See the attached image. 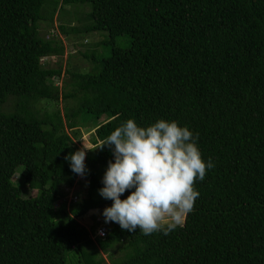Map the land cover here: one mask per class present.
Segmentation results:
<instances>
[{"label":"trees","instance_id":"16d2710c","mask_svg":"<svg viewBox=\"0 0 264 264\" xmlns=\"http://www.w3.org/2000/svg\"><path fill=\"white\" fill-rule=\"evenodd\" d=\"M66 6L80 23L62 34L108 35L82 54L90 70L42 61L63 54L40 26L66 20ZM119 36L127 48L114 46ZM62 75L70 89L52 83ZM103 117L85 158L87 196L67 202L63 187L79 175L64 157L81 149L78 129ZM128 119L188 127L214 167L194 183L183 226L143 235L112 222L93 239L80 220L93 210L104 219L113 203L93 198L114 160L98 147ZM25 188L35 195L22 198ZM98 249L110 264H264V0H0V264H65L70 253L104 264Z\"/></svg>","mask_w":264,"mask_h":264},{"label":"clouds","instance_id":"9594fccd","mask_svg":"<svg viewBox=\"0 0 264 264\" xmlns=\"http://www.w3.org/2000/svg\"><path fill=\"white\" fill-rule=\"evenodd\" d=\"M197 140L198 134L175 120L158 119L143 127L128 119L116 127L98 147H108L114 157L98 190L102 198L113 201L103 209L104 222L118 223L128 232L139 229L143 235L160 231L167 235L183 226L200 195L194 183L203 181L206 170L214 167L211 160L202 159ZM89 150L93 149L83 147L64 157L82 178L89 172L85 164ZM126 190L130 194L122 200Z\"/></svg>","mask_w":264,"mask_h":264},{"label":"rangeland","instance_id":"374dc122","mask_svg":"<svg viewBox=\"0 0 264 264\" xmlns=\"http://www.w3.org/2000/svg\"><path fill=\"white\" fill-rule=\"evenodd\" d=\"M71 6H66L63 10V15L66 20L61 16V13H59L57 16L55 15L53 19L54 21L50 23V25L47 27L46 22H42L40 26V34L45 39H48V35L50 36V33L53 32L50 36L60 42V44L63 46V54L61 56H50L45 57L42 59L43 62L47 63L49 68L58 69L59 67L62 68V71L64 69L73 70L74 72L77 71H87L90 70L93 65L91 62L86 59L82 54L84 52H88L91 50L95 43L102 41L105 38H108V35L105 33H91L88 35H79L74 36V34H62L59 31V25L61 24H67L69 26H77L79 25V20L76 15L72 14L74 12V9H70ZM79 14L85 13L86 11H89V7L87 8L83 6L82 8H78ZM71 11V14H70ZM130 45V39L127 36H119L116 37L114 40V46L119 48H127ZM109 50H100L99 58L106 57L108 55ZM101 56V57H100ZM63 76V75H62ZM66 82V78L60 77V78H54L52 80V83L55 84L58 88H60L64 83ZM68 82H66L67 84ZM66 89H70L69 84H67ZM67 106H72L73 103L70 101H67ZM66 102H58V109L62 110L63 105ZM40 107L42 108H49L53 109L54 105H45L44 102L41 103ZM106 120L105 117L103 118H94L93 122L88 119L87 121V128H80L78 129V138L75 140V143L80 148H88V149H94L95 146L92 144L93 140V127L97 126L98 124L104 122ZM64 123V122H63ZM65 127V125H63ZM67 130V129H66ZM69 132V131H68ZM91 151V150H89ZM88 152V151H87ZM13 181L18 180V174L15 175L13 178ZM87 185H88V179L86 177H80L76 179V184L72 187L69 186H62L63 187V193L65 194V200L69 202L71 200V196H74L75 194L79 199H82L83 197L87 196ZM36 192L30 191L28 188L23 189L22 192V198H27L30 196H34ZM93 198H102L99 194V192L94 194ZM112 204H109L111 206ZM104 219L99 216L98 210L89 211L87 215L80 220V223L91 232V236L95 238V231L97 226L100 224H103ZM112 222L106 223L107 228L111 226ZM126 243V238L118 244L115 245L116 247L124 246ZM99 250V249H98ZM115 255L113 257L118 258V256H121L120 251H113ZM100 256L104 258V264H110V260L107 257V254L105 252H102V250H99ZM112 257V259H113ZM75 255L72 253L68 254L66 257L65 264H78L77 261L74 259ZM114 260V259H113Z\"/></svg>","mask_w":264,"mask_h":264},{"label":"built area","instance_id":"2783aa9c","mask_svg":"<svg viewBox=\"0 0 264 264\" xmlns=\"http://www.w3.org/2000/svg\"><path fill=\"white\" fill-rule=\"evenodd\" d=\"M70 198H71V200L72 199H74V200L76 199L73 196H71ZM101 232L103 233V235L100 234ZM97 234H98L99 237H104L105 234H106V228H105V226H100L99 228H97Z\"/></svg>","mask_w":264,"mask_h":264}]
</instances>
